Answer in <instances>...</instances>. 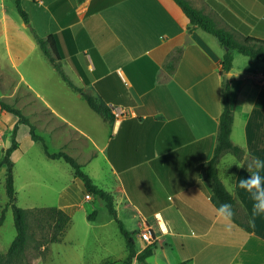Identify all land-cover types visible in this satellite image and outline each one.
Here are the masks:
<instances>
[{"label":"crops","instance_id":"0c3cea01","mask_svg":"<svg viewBox=\"0 0 264 264\" xmlns=\"http://www.w3.org/2000/svg\"><path fill=\"white\" fill-rule=\"evenodd\" d=\"M190 1L237 36L264 38V0ZM39 4L52 14L53 28L42 35L69 27L90 82H83L66 57L62 63L74 72L70 75L63 66L67 75L78 78L73 83L91 95L104 97L115 115L112 122L105 118L69 84L87 104L81 103L82 120L64 114L45 97L37 127L51 133L64 130L66 151L111 193L121 221L128 225L139 220L134 234L138 251L151 244L137 241L149 228L154 253L159 243L167 256L163 263L152 255V264H264V216H252V202L239 188L240 179L249 175V163L264 159V63L256 59L262 62L258 68L237 70L236 54L243 53L232 50L231 138L245 149L248 162L231 152L218 162L219 177L236 199L235 219L228 222L218 215L204 175V165L215 153L224 108L221 68L226 49L220 39L200 27L189 29L190 19L175 0H39ZM35 28L39 30L38 24ZM6 47L12 53L10 40ZM178 48L182 54L176 61ZM93 50L103 59L98 69ZM68 182L57 197L58 206L71 215L85 203L98 211V202L92 201L101 197L89 194L73 170ZM94 219L96 215L89 221Z\"/></svg>","mask_w":264,"mask_h":264},{"label":"rangeland","instance_id":"374dc122","mask_svg":"<svg viewBox=\"0 0 264 264\" xmlns=\"http://www.w3.org/2000/svg\"><path fill=\"white\" fill-rule=\"evenodd\" d=\"M22 5L32 18L31 25L35 28V24H38L39 30L35 29L40 35L46 34L47 30L53 28L52 14L49 9L40 8L44 5H40L39 0H22ZM2 11L0 97L19 108L23 115L29 118L36 126V131L44 137L51 151H66L68 140L64 130L59 132L55 130L51 133L49 130L46 132L37 127L39 105L46 107L44 98L47 97L64 114L82 120L80 113L82 105H87L86 102H81L84 97L79 98L75 94L69 83L62 78L43 53L31 28L24 22L16 0H0V13ZM4 16L7 19L5 23L2 19ZM7 21H9L8 25ZM7 40H10L12 53H8ZM81 58L86 64L87 58L82 54ZM62 64L67 73L70 71V75L74 73L68 63L63 61ZM261 64L262 62L248 55L236 54L235 69L237 70L241 67L242 72H250ZM21 72L26 75V80L21 78ZM77 79L72 80L77 82ZM35 88L42 92L43 97L37 94ZM19 119V115L4 111L0 107V125L6 124V127L0 126V161L4 156V149L12 144L14 128L16 124L18 125L16 138L19 141V147L12 152L11 156L15 161L16 203L23 208L55 206L60 191L69 183L73 168L61 158L50 159L45 153L42 142L32 138L30 125L19 122ZM56 119L61 121L57 116ZM6 170V165L0 167V217L3 213L5 214L4 222L0 226V250L3 253L8 252L17 235L14 210L9 203L5 188ZM92 202H98V211L92 210L91 205L85 203L83 209L71 215V222L62 235V239L49 242L46 250H44L45 246L39 249L37 245L44 241V236L48 239L51 235L49 224L47 220H43V224L33 222L32 238L26 251V258L18 264H112L114 261L126 258L128 247L118 222L111 216L106 204H101L103 202L101 198H96ZM94 211L96 219L89 221L88 216ZM125 226L135 231L139 228V220ZM137 241L139 245L142 244L141 238L137 237ZM161 247V244L157 243V249L152 258L164 263L167 256ZM136 263L139 264L138 261Z\"/></svg>","mask_w":264,"mask_h":264},{"label":"trees","instance_id":"16d2710c","mask_svg":"<svg viewBox=\"0 0 264 264\" xmlns=\"http://www.w3.org/2000/svg\"><path fill=\"white\" fill-rule=\"evenodd\" d=\"M184 10L185 14L189 17L191 25L189 29L196 27L203 28L213 34H215L220 41L225 46V53L222 59L221 74L224 75L230 72L233 67L234 55L232 50L236 49L239 52L249 55L255 59H258L264 63V38L256 37L254 35H245L242 39H238L237 35L231 29L219 26L215 19L204 12V10L196 7L190 0H175ZM214 1V0H212ZM18 10L22 15L24 22L28 25L38 42L39 46L49 58L54 68L59 71L62 77L75 89L79 90L88 100L89 104L93 109L102 113L105 118L109 119L111 122L114 120V113L111 108L108 107L104 97L99 95L98 97L91 95L85 91L82 87H78L73 83L70 77L67 75L63 68L62 60L64 58H69L73 63L75 70L82 77L84 83H89L90 79L87 77L84 66L78 60L76 54L78 52V47L76 40L72 33V30L67 27L57 32H53L47 36H41L34 27L31 25L30 15L27 10L22 5V0H16ZM92 58L98 69L100 63L103 64V59L101 55L96 51H92ZM182 49L178 48L176 50L175 59L178 61L181 57ZM95 69V71L97 70ZM264 72V68H263ZM97 73V71H96ZM223 103L224 108L220 116L219 132L217 137V145L213 157L204 165V175L208 180L213 194L212 200L215 205L219 208L222 203H230L233 207L234 213H236V199L234 195L226 188L225 184L221 180L218 174L217 165L221 156L227 152L233 153L238 159L248 162L246 158V151L241 146L235 144L231 138V133L234 123V110L231 106V83L230 79L224 80L223 83ZM0 107L4 111L13 112L20 116L19 122H25L30 125L31 136L36 141H41L46 155L52 159H63L65 160L74 171V175L79 177L85 184L86 190L89 194L94 196H99L103 198L106 202V206L110 214L115 218L120 226L121 232L126 238V243L128 247V255L126 258L118 261H114L112 264H133L134 260L137 259L139 264H152L149 258L154 254V243L151 242L141 251H138L136 246V241L134 234L138 230L131 231L118 217L117 210L114 204L113 196L106 189L99 187L95 183L92 176L85 171L83 165L71 154L66 151H51L45 142L44 137L36 131V126L29 120L28 117L24 116L22 111L16 106L6 102L0 97ZM17 129L18 125H15L13 132L12 144L4 149V156L0 161V167L6 165L7 170L5 174V188L9 198V203L13 207L15 216V225L17 228V235L13 242L11 243L8 252L3 253L0 250V264H18L25 260L26 251L30 245V240L32 238L31 228L32 223L35 221L38 224H43V220H47L51 235L48 237L44 236V241L39 243L37 247L45 246L49 242H55L62 239V235L69 226L72 216L63 207L58 205L50 207H36V208H23L17 205V195L15 189V177H14V167L15 161L12 159V152L19 147V141L17 140ZM96 212L89 214V219H93ZM235 219V215L233 217ZM5 219V214L3 213L0 217V226L3 224ZM248 232L252 231V225L250 223L247 226ZM44 251H42L43 253Z\"/></svg>","mask_w":264,"mask_h":264},{"label":"clouds","instance_id":"9594fccd","mask_svg":"<svg viewBox=\"0 0 264 264\" xmlns=\"http://www.w3.org/2000/svg\"><path fill=\"white\" fill-rule=\"evenodd\" d=\"M264 159H254L248 165L249 175L239 181V188L243 190L252 202V216H264ZM217 213L225 221L230 222L235 213L230 203H222L217 209Z\"/></svg>","mask_w":264,"mask_h":264},{"label":"built area","instance_id":"2783aa9c","mask_svg":"<svg viewBox=\"0 0 264 264\" xmlns=\"http://www.w3.org/2000/svg\"><path fill=\"white\" fill-rule=\"evenodd\" d=\"M139 235H140V238L145 240L146 242L151 243L153 240V235H152L151 230L149 228H147L144 231H141L139 233Z\"/></svg>","mask_w":264,"mask_h":264},{"label":"water","instance_id":"95a60500","mask_svg":"<svg viewBox=\"0 0 264 264\" xmlns=\"http://www.w3.org/2000/svg\"><path fill=\"white\" fill-rule=\"evenodd\" d=\"M224 79H225L226 81L229 79V73H228V72L224 74Z\"/></svg>","mask_w":264,"mask_h":264}]
</instances>
